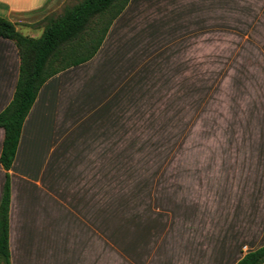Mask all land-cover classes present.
<instances>
[{
  "label": "crops",
  "instance_id": "0c3cea01",
  "mask_svg": "<svg viewBox=\"0 0 264 264\" xmlns=\"http://www.w3.org/2000/svg\"><path fill=\"white\" fill-rule=\"evenodd\" d=\"M65 1L0 0V16L39 37ZM231 26L234 129L227 145L219 131L226 140L211 160H184L192 148L172 143L168 127L187 109L180 101L193 90L194 66ZM259 27L264 0H129L90 60L43 84L11 168L0 160L10 263L237 264L264 246ZM19 70L16 43L0 36V113ZM4 137L0 127V157Z\"/></svg>",
  "mask_w": 264,
  "mask_h": 264
},
{
  "label": "trees",
  "instance_id": "16d2710c",
  "mask_svg": "<svg viewBox=\"0 0 264 264\" xmlns=\"http://www.w3.org/2000/svg\"><path fill=\"white\" fill-rule=\"evenodd\" d=\"M129 0H79L58 16H48L39 37L20 32L15 23L0 16V36L13 40L19 50L20 70L11 102L0 113L5 130L1 163L8 171L15 159L24 121L43 84L52 76L90 60L98 51L117 16ZM9 174L0 204V264L10 263ZM264 246L237 264H263Z\"/></svg>",
  "mask_w": 264,
  "mask_h": 264
},
{
  "label": "rangeland",
  "instance_id": "374dc122",
  "mask_svg": "<svg viewBox=\"0 0 264 264\" xmlns=\"http://www.w3.org/2000/svg\"><path fill=\"white\" fill-rule=\"evenodd\" d=\"M78 1L66 0L51 15H60L65 6ZM259 29L264 33V27H259ZM226 30L227 33L223 40L208 44L209 56L200 59V64L194 66L192 79L190 75L188 76L186 84L188 87L193 85V90H188V94L184 95L180 101L183 104L187 101V109L183 107L176 127L174 125L171 128L168 127L173 133H177V137L172 138V143L182 147L183 152L187 147L192 148V150H187L188 152L184 155H179L185 157L184 160L188 158L191 161H196L198 157L203 156L202 154L206 160H211L212 153H214L213 147L219 141L223 144L226 139L227 145L229 133L234 129L235 119L233 116L237 115L240 108L238 101L240 87L239 81L234 83L233 80L235 65L233 27H227ZM218 53L220 56H217ZM237 60L239 61V59ZM243 80H245V75ZM224 113L226 121L221 119ZM219 131H223L222 135H227L226 139L223 138L224 136L221 140L218 139Z\"/></svg>",
  "mask_w": 264,
  "mask_h": 264
}]
</instances>
